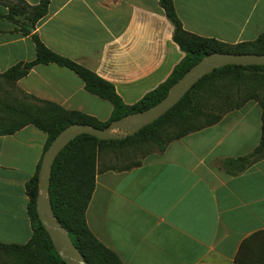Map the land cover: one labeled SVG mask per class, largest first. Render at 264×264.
<instances>
[{
  "label": "crops",
  "instance_id": "1",
  "mask_svg": "<svg viewBox=\"0 0 264 264\" xmlns=\"http://www.w3.org/2000/svg\"><path fill=\"white\" fill-rule=\"evenodd\" d=\"M172 5L182 29L201 37L234 44L264 31V0ZM5 13L0 3V72L34 56L29 35ZM33 31L46 48L111 83L124 104L162 82L183 56L158 0H48ZM13 89L99 121L111 112L107 100L54 63L33 65ZM247 103L145 155L138 166L96 172L84 211L93 236L123 264H236V252L246 264H264V157L234 175L218 166L258 141L259 126L252 133L236 123ZM44 142L45 134L30 124L0 135V243L30 238L24 184Z\"/></svg>",
  "mask_w": 264,
  "mask_h": 264
},
{
  "label": "trees",
  "instance_id": "2",
  "mask_svg": "<svg viewBox=\"0 0 264 264\" xmlns=\"http://www.w3.org/2000/svg\"><path fill=\"white\" fill-rule=\"evenodd\" d=\"M0 3L6 7L3 17L17 23L22 34L29 35L34 46L33 58L15 63L0 72V81L13 86L14 81L33 65L54 63L72 70L87 92L111 104L109 117L99 121L79 111L65 109L51 101L18 91L26 100L12 101L11 122H0V135L11 134L30 124L45 134L43 151L53 137L71 123L102 128L112 120L150 107L203 55L216 52L264 53V31L252 40L234 44L201 37L182 29L172 0H158L172 26L171 39L183 56L162 82L133 103L124 104L111 83L82 65L52 52L38 39L33 31L34 25L46 13L48 0H38L32 5L24 0H0ZM247 101L256 102L260 109L259 137L248 153L219 160L218 166L225 173L234 175L264 157V65H224L214 68L194 82L169 109L132 134L120 139H97L88 134H79L58 151L50 166L47 196L53 217L66 230L86 264H123L113 251L93 236L85 223L84 211L96 172L107 169L120 171L138 166L145 155L161 152L167 143L218 122L225 113L240 108ZM136 153L139 157L131 159ZM39 161L24 184L28 198L30 238L22 244L0 243V264H65L56 254L35 213ZM233 260L236 264H246L237 252Z\"/></svg>",
  "mask_w": 264,
  "mask_h": 264
},
{
  "label": "water",
  "instance_id": "3",
  "mask_svg": "<svg viewBox=\"0 0 264 264\" xmlns=\"http://www.w3.org/2000/svg\"><path fill=\"white\" fill-rule=\"evenodd\" d=\"M224 65H264V53L216 52L203 55L167 88L166 93L159 101L150 107L112 120L102 128L84 123H71L62 128L49 142L39 161L34 208L56 254L65 264L86 263L80 252L71 243L66 230L53 217L47 196L50 166L58 151L79 134H88L97 139H120L132 134L169 109L202 75Z\"/></svg>",
  "mask_w": 264,
  "mask_h": 264
},
{
  "label": "rangeland",
  "instance_id": "4",
  "mask_svg": "<svg viewBox=\"0 0 264 264\" xmlns=\"http://www.w3.org/2000/svg\"><path fill=\"white\" fill-rule=\"evenodd\" d=\"M0 91H2V93H0V121L5 120L6 121L5 124H8L11 122V118H12V112H11L12 101L14 99L17 100H26V99H24L21 96L20 92L13 89V86H10L8 83H5L3 81H0ZM247 102L250 103H247L244 106L245 108L243 109L244 111L243 113H245L244 115L245 117H242L238 121L235 118L233 122L237 121L236 122L237 124H245L247 131L253 133L255 126L256 125L259 126L258 113L260 112V110L258 108V105L256 106V104L251 103V101H247ZM253 105H255V108L252 110V107H254ZM252 128L253 130H251ZM135 157L138 158L139 154L136 153L134 154V156H131L130 158L133 159Z\"/></svg>",
  "mask_w": 264,
  "mask_h": 264
}]
</instances>
